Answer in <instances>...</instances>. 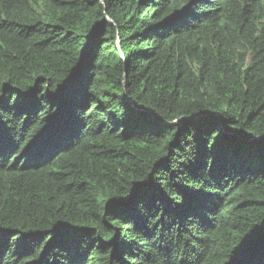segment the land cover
Segmentation results:
<instances>
[{"label": "trees", "instance_id": "obj_1", "mask_svg": "<svg viewBox=\"0 0 264 264\" xmlns=\"http://www.w3.org/2000/svg\"><path fill=\"white\" fill-rule=\"evenodd\" d=\"M0 264H264V0H0Z\"/></svg>", "mask_w": 264, "mask_h": 264}]
</instances>
